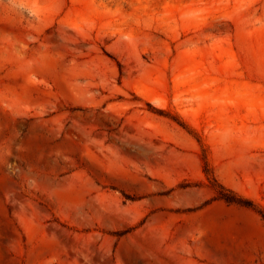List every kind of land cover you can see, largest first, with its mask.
Returning a JSON list of instances; mask_svg holds the SVG:
<instances>
[{
    "label": "rangeland",
    "instance_id": "374dc122",
    "mask_svg": "<svg viewBox=\"0 0 264 264\" xmlns=\"http://www.w3.org/2000/svg\"><path fill=\"white\" fill-rule=\"evenodd\" d=\"M260 209L264 0H0V264H264Z\"/></svg>",
    "mask_w": 264,
    "mask_h": 264
},
{
    "label": "trees",
    "instance_id": "16d2710c",
    "mask_svg": "<svg viewBox=\"0 0 264 264\" xmlns=\"http://www.w3.org/2000/svg\"><path fill=\"white\" fill-rule=\"evenodd\" d=\"M205 172L206 174H209V167L208 164L206 163V167H205ZM218 198L228 202V203H235L241 206H248V207H253L254 206V202L248 198L242 197L240 195H237L235 192H233L230 189H225V188H221L218 191L217 194ZM259 213L261 214V216L264 218V209H260Z\"/></svg>",
    "mask_w": 264,
    "mask_h": 264
}]
</instances>
